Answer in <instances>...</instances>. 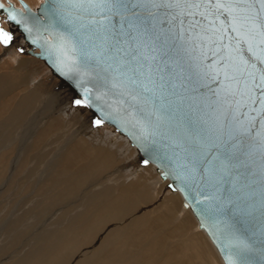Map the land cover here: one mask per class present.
Wrapping results in <instances>:
<instances>
[{
  "label": "water",
  "instance_id": "1",
  "mask_svg": "<svg viewBox=\"0 0 264 264\" xmlns=\"http://www.w3.org/2000/svg\"><path fill=\"white\" fill-rule=\"evenodd\" d=\"M15 1L0 35L155 167L223 264H264V0Z\"/></svg>",
  "mask_w": 264,
  "mask_h": 264
},
{
  "label": "bare ground",
  "instance_id": "2",
  "mask_svg": "<svg viewBox=\"0 0 264 264\" xmlns=\"http://www.w3.org/2000/svg\"><path fill=\"white\" fill-rule=\"evenodd\" d=\"M23 1L34 10L41 0ZM22 43L14 35L0 46V176L15 163L17 185L5 190L32 194L27 204L41 213L78 207L44 239L49 256L38 264H223L180 194L152 164H135L125 137L92 130L88 111L70 107V89L17 51Z\"/></svg>",
  "mask_w": 264,
  "mask_h": 264
},
{
  "label": "rangeland",
  "instance_id": "3",
  "mask_svg": "<svg viewBox=\"0 0 264 264\" xmlns=\"http://www.w3.org/2000/svg\"><path fill=\"white\" fill-rule=\"evenodd\" d=\"M2 24L4 23L2 22ZM10 41L11 39L7 40L0 35L1 47H7ZM27 58L38 61L36 58ZM57 83L61 84V82ZM69 104L73 109L80 110L83 108L78 105H72V96ZM101 127L102 126L94 127L91 125L92 130ZM105 131L108 132L106 129ZM13 161L16 162L15 159H13ZM8 163V171L5 173V177L0 176V264H30V260H32L31 262L33 264L36 260L35 264H38L39 258L49 256V253L45 251L48 242L44 241V239L59 236L57 231L54 233L56 225L60 223L64 216L70 211L71 213H75L78 207L61 208L57 214L54 213V207H45V210L42 212L43 214L40 212L42 208L36 206L29 207L27 202L32 200V196H30L32 194H17L18 191L13 188L11 191L5 190L6 183L12 182L14 185H17L19 179L15 163L12 161ZM121 164H123V162H121ZM135 164L137 165L138 163ZM121 168H123V165H119L118 169ZM114 170L116 171V168H114L113 171ZM107 175L110 174L108 173ZM13 177L15 178L13 179ZM56 221L58 222L56 223Z\"/></svg>",
  "mask_w": 264,
  "mask_h": 264
}]
</instances>
